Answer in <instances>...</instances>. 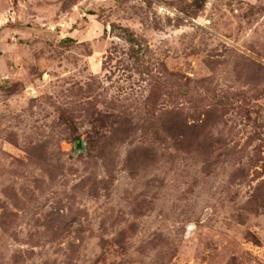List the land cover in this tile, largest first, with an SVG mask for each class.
Segmentation results:
<instances>
[{"label":"rangeland","instance_id":"374dc122","mask_svg":"<svg viewBox=\"0 0 264 264\" xmlns=\"http://www.w3.org/2000/svg\"><path fill=\"white\" fill-rule=\"evenodd\" d=\"M0 264H264V0H0Z\"/></svg>","mask_w":264,"mask_h":264},{"label":"water","instance_id":"95a60500","mask_svg":"<svg viewBox=\"0 0 264 264\" xmlns=\"http://www.w3.org/2000/svg\"><path fill=\"white\" fill-rule=\"evenodd\" d=\"M83 151H84V143L83 141L80 140L76 143V152L81 153Z\"/></svg>","mask_w":264,"mask_h":264}]
</instances>
